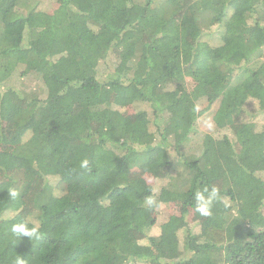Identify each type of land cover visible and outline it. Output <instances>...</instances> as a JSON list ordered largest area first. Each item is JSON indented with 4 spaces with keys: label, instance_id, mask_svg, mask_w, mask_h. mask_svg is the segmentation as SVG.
<instances>
[{
    "label": "trees",
    "instance_id": "trees-1",
    "mask_svg": "<svg viewBox=\"0 0 264 264\" xmlns=\"http://www.w3.org/2000/svg\"><path fill=\"white\" fill-rule=\"evenodd\" d=\"M20 1L0 0V264H264V0Z\"/></svg>",
    "mask_w": 264,
    "mask_h": 264
},
{
    "label": "rangeland",
    "instance_id": "rangeland-1",
    "mask_svg": "<svg viewBox=\"0 0 264 264\" xmlns=\"http://www.w3.org/2000/svg\"><path fill=\"white\" fill-rule=\"evenodd\" d=\"M48 1L49 0H21L19 2V4H18V9L20 11L25 10L31 4H35L37 6V8H44V7L48 6ZM59 2L60 1H54L51 4V7H50L49 10H52L53 8H55L59 4ZM27 43H29V42H27V40H25L24 41V45L26 46ZM112 60H114V58L112 57V55H110L109 63H111ZM259 64H262V66H264V56L257 57L251 63L252 66H258ZM111 68L112 67L110 66V69ZM34 85H35L34 84V80L32 78H30V77L23 78V79H17V86L20 89H28L29 87H34ZM42 89H44V88H42ZM15 91L19 92V94L22 93L21 91H19L17 89ZM45 93H46V89H44L43 93L40 94V97L45 96ZM12 98L16 101V103L19 104V102L16 99V96H14V94H12ZM126 110H127V112L130 115H132L134 117H140V118H143V119L145 117V115L142 114V113H136L134 108H132L130 106H128L126 108ZM198 124H199L200 130H202V127H204L206 125V122H204L203 124L198 122ZM15 126H16L15 123L9 122L8 126H6V129L11 131V130H13L15 128ZM200 130H199V132L197 131L194 135H192L190 140L185 144L184 149L186 151L187 150L198 149L200 147V141H201L200 140V136H201ZM177 171H179V170H177ZM132 172H134L133 174H135L134 180H139L144 187L151 186V187L155 188V186H158V185H156V183H158V184L161 183V185H162L163 182L165 184L170 182V179L168 177L169 174H170V171H169L168 167H164V168H161L159 170V176H160L159 178L162 179L160 181H158L157 178H155L151 173L142 172V171H140L138 169H134V170H132ZM1 180H4V176H3L2 172L0 171V181ZM57 181H58V178H54L53 179V187L54 188H55V185H56ZM217 184H214L213 186L217 188L218 187ZM56 190L60 191L58 187H57ZM169 214H179V201H171V202H168V203L162 202L156 207V212H155V222H156V224L152 228V230L150 232L151 234H157L158 233L159 222L162 221V219L165 218ZM199 215H200L199 212L191 210L188 213L187 217H186L187 221L189 223H193V222L197 221Z\"/></svg>",
    "mask_w": 264,
    "mask_h": 264
},
{
    "label": "clouds",
    "instance_id": "clouds-1",
    "mask_svg": "<svg viewBox=\"0 0 264 264\" xmlns=\"http://www.w3.org/2000/svg\"><path fill=\"white\" fill-rule=\"evenodd\" d=\"M88 161L83 160L81 162L82 168L88 167ZM204 193H208L207 196ZM7 195L12 199H16L19 196V192L12 188L9 189ZM218 196V189L216 187H212L211 191L208 188H204L203 192H197L195 194L196 200V211L201 215L209 216L212 214V204L214 199ZM148 205L153 204V200L149 198L147 201ZM11 232L18 238L28 237L29 240L39 239L40 238V225L38 223H32L28 220L21 221L19 223L13 224L11 228ZM16 264H25L22 258H17Z\"/></svg>",
    "mask_w": 264,
    "mask_h": 264
}]
</instances>
